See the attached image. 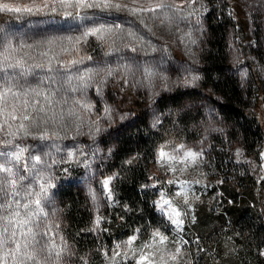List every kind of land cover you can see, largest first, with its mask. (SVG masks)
<instances>
[{
  "label": "rangeland",
  "instance_id": "rangeland-1",
  "mask_svg": "<svg viewBox=\"0 0 264 264\" xmlns=\"http://www.w3.org/2000/svg\"><path fill=\"white\" fill-rule=\"evenodd\" d=\"M93 2L88 0L90 4ZM161 2L167 7L155 12L141 10ZM213 2L215 0H111L112 6L108 8H81L66 7L59 0H0V4L21 9L20 12L0 11V33H7L11 44L8 49L7 43L0 42V63L16 65L19 62L17 67L7 68L6 74L0 73V92L11 88L6 102L0 101V104H5L10 112L15 108L17 116L7 123L0 117V150L18 151L16 145L25 149L24 159L17 167L21 176L28 177L21 182L24 191L13 199L26 203L22 197L27 191L38 192L41 183L55 185L49 189L51 204L44 209L47 215L32 217L22 229L35 234L39 242L35 247L37 259L57 264L55 252L61 251L58 264H75L72 247L63 236L61 211L55 195L62 181L75 177L82 181L91 203L94 227L101 229L105 207L112 202V197L105 194L102 181L115 175L104 172V163L113 150L117 127L133 116L125 106L130 96L148 101V120L154 126L162 117L156 99L163 93L183 88L195 89L201 95L185 103L201 109L200 132L190 140L164 139L156 147L149 182L156 188L154 202L167 200L170 207L165 205L166 211L171 213L174 208L180 212L182 228L176 231L168 217L155 206L166 222L165 227L153 229L147 237L135 231L115 241L102 250L104 262L114 264L115 258L118 264H135L142 253L148 255L152 264H196L208 256L212 261L216 258L229 261L244 252L245 247L240 246L238 237L244 239V245L252 241L254 250L264 252V182L259 184L264 171V146L261 142L244 146L231 135L217 102L209 98L210 88L200 82L201 54L207 39L205 14L211 10ZM239 2L250 18L252 30L257 26L264 29V0ZM116 4L121 7L116 8ZM101 25L112 29L103 39L83 36L89 28ZM239 39L238 29L231 27L227 37L228 61L240 85L249 90L253 87L250 70L241 60ZM246 55L251 56L249 52ZM4 56L9 57L6 62ZM72 61L77 63L72 64ZM109 70L111 76H107ZM148 71L153 74L149 76ZM69 76H92V79L87 81L89 86L80 91L73 89L81 82L73 79L68 83ZM212 97L221 100L216 93H212ZM106 108L109 113H105ZM24 115L29 119L23 120ZM21 123L26 126L27 134L18 131ZM44 132L48 135L41 140L39 137ZM9 139L13 144L5 147L2 142ZM181 145L202 151L203 155L197 163L187 167L174 164L175 172L156 163L161 146L172 153ZM69 151L76 152V156L70 158ZM41 153L51 155L46 158L47 166H36L44 170L33 179L25 167L30 168L33 162L27 158ZM220 156L224 157L221 163L218 162ZM215 165H222L224 172L213 170ZM223 174L227 176L223 178ZM42 176L46 179H41ZM182 191L189 198L187 204L184 195H177ZM230 192L234 194V201L228 198ZM225 201L232 205L237 202L252 212L254 219L246 213L240 222L229 217L220 227L215 215L222 210ZM34 207L16 209L13 203L8 211L18 210L21 217L26 218ZM206 211L210 217L203 216ZM157 229L168 237L163 244L152 243L151 233ZM132 235L137 239L129 247L125 242ZM28 239H32L31 234ZM146 243L152 246L145 248ZM117 244L124 247L117 249ZM47 248L52 249L50 257ZM177 248L181 251L173 261L170 257L176 254ZM117 251L119 256H115Z\"/></svg>",
  "mask_w": 264,
  "mask_h": 264
},
{
  "label": "trees",
  "instance_id": "trees-1",
  "mask_svg": "<svg viewBox=\"0 0 264 264\" xmlns=\"http://www.w3.org/2000/svg\"><path fill=\"white\" fill-rule=\"evenodd\" d=\"M205 23L207 39L201 54L200 82L210 88L209 98L217 102L229 133L244 146L259 142L264 146V29L257 26L252 30L250 18L239 0H215L205 14ZM231 27L239 31L238 49L241 60L249 67L253 86L249 90L243 89L230 70L227 37ZM248 52L251 56L246 55ZM212 93L221 100L216 101ZM200 96L195 89L187 88L161 94L156 105L162 117L154 126L148 120L147 100L130 96L126 101L125 106L133 116L117 127L113 150L104 163V172H114L115 179L111 183L112 202L105 207L101 229L94 227L91 203L82 181L75 177L59 184L55 195L61 211L62 232L72 247L75 264H105L102 250L115 241L137 229L140 236L147 237L153 229L165 227L166 222L154 204L156 188L149 184L150 168L156 147L164 139L190 140L198 136L202 111L185 103ZM123 102L121 99L120 103ZM223 158L220 156L218 162ZM215 166L213 170L224 172L222 165ZM259 181L260 185L264 182V171ZM228 198L234 201V194L230 192ZM246 213L254 219L253 213L237 202L232 205L225 201L215 216L222 227L229 217L238 223ZM203 216L210 217V213L206 211ZM237 241L245 248L236 258L222 262L218 258L212 261L208 256L196 264H264V256L252 248V241L245 245L244 239L238 237Z\"/></svg>",
  "mask_w": 264,
  "mask_h": 264
},
{
  "label": "snow or ice",
  "instance_id": "snow-or-ice-1",
  "mask_svg": "<svg viewBox=\"0 0 264 264\" xmlns=\"http://www.w3.org/2000/svg\"><path fill=\"white\" fill-rule=\"evenodd\" d=\"M59 2L66 6L71 7L73 5L84 8V7H103L108 8L112 6L111 0H100L99 3L94 2L88 3V0H59ZM116 8H120V4L115 5ZM167 7L166 4L163 2L157 3L155 5H152L148 8L141 9L143 11H151L155 12L157 9L165 8ZM26 11H32L31 8H25ZM0 11H15L20 12L21 9L19 7H10L9 4L4 3L0 4ZM135 11V9H133ZM82 19H87V17H83ZM118 27V26H117ZM112 29L105 28L103 25L100 27H91L86 32L83 33L84 37H90V36H98V38L103 39L105 34L110 33ZM10 37L7 33H0V42L7 43L8 49H11V44L9 43ZM79 42V41H77ZM7 50V49H6ZM9 59L8 56H4V61L6 62ZM72 64L77 63V61H72ZM19 65V62H17L16 65L8 64V63H0V73L6 74V69L10 67H17ZM149 76H151L153 73L151 71H148L147 73ZM112 71L109 70L107 72V76H111ZM54 80L56 78H53ZM60 80H63V77H59ZM73 79H78L81 83L77 86L76 89L73 90H80L83 91L86 89L89 85L87 81H90L92 79V76H78V77H68V83H71ZM195 79V77H194ZM56 91H59L57 89ZM11 92L10 87H6L3 92H0V101L6 102L7 95ZM37 95H40L39 92L36 93ZM45 99L48 100L49 97L45 96ZM27 103V101H25ZM89 110L90 106H89ZM16 109L13 108L12 111H8L5 104H0V117L4 119V122L7 123L9 119L15 120L17 119V116L15 115ZM110 110L108 108L105 109V113H109ZM29 116L24 115L23 120H28ZM99 131V129H97ZM18 131H23L27 134V128L26 126L21 123L19 125ZM10 135L15 136V133H10ZM47 132H44L40 135V139L43 140L47 137ZM5 147L11 146L13 144L12 140H6L2 142ZM16 147L19 149L18 151H4L0 150V264H9V260H11L12 264H29V262H34V264H46V261L42 262L40 259H37V252L35 251L36 244L39 243L35 240V234L31 233V230L28 232L23 231L24 225L28 224L32 217H39L40 215H47V213L44 211L46 206H50L51 201L49 199V189L54 188L55 185L46 182L41 183L40 188L38 192H31L27 191L26 196L22 197V199L27 200L26 203H21V199H13L15 197L20 196L21 191H24V189L21 187V182L28 179L26 176H21L19 174V169L17 165L24 159L23 153L25 149L19 147V145H16ZM51 153H41L39 155H30L27 159L29 161H32V166L28 168L27 165L25 167L27 168L29 174L35 178L36 173L42 172L43 168H36L37 165H45L46 164V158L50 156ZM67 155L71 158L76 156V152L69 151ZM157 159L156 163L160 164L161 167H168L169 171L175 172L177 169L174 167V164H183L185 167H187L190 163L195 164L197 163V160L203 155L202 151H193L192 149H185L183 145H181L179 148L175 149L174 152L169 153L164 150V146H161L157 150ZM35 169V172L33 171ZM181 171L184 170V168L180 169ZM41 179H46L43 176ZM115 179L113 176H109L105 178L102 181L103 188L105 190V194L108 196V198L112 197V188L111 183ZM169 183H173V181H169ZM35 195L36 199L31 200L28 199V197H31ZM177 195H184L185 197V203H188V196L186 193L179 192ZM93 199H95V195H93ZM198 199V197H197ZM46 202V203H45ZM15 203L16 209L24 208L29 209L32 208L34 205L33 211L29 212L28 216L26 218H22L20 212L17 211H8L11 208V205ZM155 206L157 207V210L161 212L162 215H165L168 217L170 223L175 226L176 231H180L183 225V220L180 219V212L176 211L174 208L171 209V213L166 211L165 205H168L170 207V203L167 200L162 201H155ZM191 205H189L190 207ZM8 212L7 215H4V212ZM175 217V218H174ZM97 226H99V218H97ZM19 231V236L17 235ZM139 229H137V232ZM32 235V239H28L29 235ZM152 237V243L155 244L157 241L160 244H163L165 241H167L168 237L161 233L159 229L153 231L151 233ZM137 239L136 235H132L128 238V240L125 242L127 246H131L133 242ZM151 244H145L144 247L148 248L151 247ZM54 247V246H53ZM124 247L123 244H117L116 248L121 249ZM42 251L45 250L44 248L41 249ZM47 251L49 253V257L52 254V249L47 248ZM180 248L176 249V254L172 255L170 258L171 260L175 261L177 259V255L180 254ZM261 255H264V252L260 253ZM120 252L117 251L115 253V256H119ZM55 256L57 257V264L59 259L61 258V251L55 252ZM114 264H118V262L115 261V258H113ZM135 264H152V262L149 260L148 255L142 253L138 259H136Z\"/></svg>",
  "mask_w": 264,
  "mask_h": 264
}]
</instances>
